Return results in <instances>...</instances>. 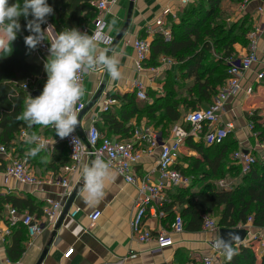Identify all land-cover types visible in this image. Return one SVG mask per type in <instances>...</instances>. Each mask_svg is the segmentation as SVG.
<instances>
[{"label": "trees", "instance_id": "1", "mask_svg": "<svg viewBox=\"0 0 264 264\" xmlns=\"http://www.w3.org/2000/svg\"><path fill=\"white\" fill-rule=\"evenodd\" d=\"M94 1L47 0L54 13L42 24V29L49 24L56 34L65 28L80 30L96 17ZM241 1L235 0L238 3ZM15 2L9 0V4ZM220 4L221 0H194L182 7L176 22L169 18V40H165L160 32L153 34L144 66H158L161 57L175 62V66L163 70L160 80L157 79L162 85V92L157 93L149 88L147 96L150 101L138 100L135 91L122 94L119 98L125 104L124 109L117 113L119 119L110 111L101 113L100 124L95 126L101 135L109 137L113 133L117 135L118 141L128 138L133 128L125 123L134 118L137 124L145 121L164 137L171 125L183 119L186 112L204 108L212 101L227 76V59L237 56L233 45L238 43L247 46V33L253 29V18L249 14L226 23L225 12ZM31 19V15L20 17L21 29L11 43V53H0V145L14 159L26 158L32 166L46 167L59 173L61 167L69 163L68 151L62 143L54 147L56 151L53 154L41 151L33 158L26 153L34 145H28L24 139L18 138L23 130L28 134H41L38 131L40 126L29 129L16 117L23 110L25 99L36 91L41 94L47 81L44 70L46 59L41 56L42 59L37 58L36 61L35 49H29L24 42V37L31 34L26 27L27 21ZM187 80H191V83L186 86L184 82ZM23 85H26V90L22 89ZM109 97L115 99L118 96L109 93ZM250 120L253 132L259 141L264 142V130H261L264 122H260L261 118L255 115L250 116ZM48 134L57 137L54 129L45 130L42 135ZM193 138L187 136L183 142L187 150L195 152L191 167L176 165L183 175L191 178V182L187 187H176L168 193L170 201L163 208L168 219L166 223L170 224L174 219L176 207L183 220L184 230L191 233L202 230L203 217L206 215L217 217L218 228H237L249 218L253 229L264 228V161L255 162L247 173L239 174V183L228 188L220 187L217 182L225 173L227 151L236 141L233 139L227 143V136L220 144L205 145L202 139L194 141ZM5 166L6 162L0 159V170L4 171ZM237 170L240 172L238 166ZM7 204L19 213H42L43 202L37 204L29 195L22 198L12 193L0 194V213ZM27 238L25 228L18 224L11 245L6 247V254L11 261L20 257ZM233 248L237 255L231 261L223 256L221 264H254L256 255L253 244ZM186 262L202 264L201 259L187 256H182L179 264ZM259 263L264 264V250Z\"/></svg>", "mask_w": 264, "mask_h": 264}, {"label": "crops", "instance_id": "2", "mask_svg": "<svg viewBox=\"0 0 264 264\" xmlns=\"http://www.w3.org/2000/svg\"><path fill=\"white\" fill-rule=\"evenodd\" d=\"M128 2L129 0H116L115 3L109 7L107 12L96 13V16L102 18L105 24L104 32L106 35L115 38L124 23ZM220 6L231 15V18L226 17V19L230 18L234 20L241 17L243 14L252 16L254 29L250 32H254L256 54L259 63L252 66L249 71L242 75L239 82V90L234 95L229 96L224 102L219 123L227 121L232 122L233 129L231 133L236 134L238 143H240L242 147L244 145L248 146V148L239 149H245L253 155L256 154L257 156L254 155L255 158L257 157L260 159L259 161H264V142L259 144L262 146L261 148H249L251 145L249 138L251 135H255L251 133L253 130L250 116H258L261 118L260 122H264V111L259 113V110L264 109V80L256 79V73L264 67V3L260 0H250L248 4L241 9L238 2H235V0H223ZM258 8H261V11H258ZM181 9L180 0H134L131 20L126 33L117 43L109 47L114 49L116 53H122L119 56V68L122 77L118 80H112L106 71L98 70L94 73L87 74L83 82L85 92L82 99L85 104L93 98L100 85H103V90L95 104L78 117L80 125H77L75 131L82 139H84L86 130L91 125L97 126L96 124H100L102 118L101 113H104L100 111V107L105 99L111 98L109 97V93L115 94L118 97L115 98L116 102L110 106L108 112L110 111L112 114H115V117L119 119L117 113L124 109L125 104L119 97L122 94L134 91V84L136 82H142L146 86V90L153 88L152 90L155 89L157 93L162 92H158L157 88H154L155 85H161L158 80L150 81L148 71H139L137 69L135 64L136 53L133 49L132 42L135 38H141L150 43L153 33H149L147 29L153 26L156 18L165 10L175 13L177 16ZM92 21L93 20H90L85 26L90 27ZM250 32L247 33V36ZM55 35V30L51 29L48 33V40L51 41ZM233 46L235 52L238 54L237 56H242L247 51V47L246 49H242L241 45L238 43ZM100 48H102V46H100ZM111 54L112 52L109 53V55ZM41 56L47 60L49 52L42 53L40 57ZM34 57L37 61L38 57ZM162 66L163 70H165L166 68L175 66V64H164ZM190 83L191 80L184 82L186 86L188 84L190 85ZM147 100L150 101V98ZM179 124H181V126H184V124L187 125L182 119L178 122H174L168 134L164 137L161 136L162 140L166 141L172 139L173 128ZM125 125L133 129L140 126H149L153 128L145 121H141L137 124L134 118L126 121ZM48 129L53 130L51 127L43 128L40 126L38 131L42 135L45 130ZM44 137L51 139L53 141V146L43 151L48 154H53L55 150L54 147L58 143H55V139L49 134ZM109 138L118 141L117 135L113 133L109 135ZM193 140L198 141L199 139L194 137ZM122 142L132 143V135L122 140ZM183 142L184 139L182 140L180 149L185 148ZM141 145L144 146L145 143L140 142L139 144L135 142V146ZM185 151L195 155L194 150H187L185 148ZM157 153L158 149H155L151 154L147 156L144 155L140 161L132 167L134 182H126L122 176L113 170L116 179L106 183V196L98 204H86L80 188L68 209V211H77L74 223L82 228L78 236L74 235L69 228H66L62 224L65 217L64 215L61 223L57 226L54 225L51 227L45 225L43 232L38 237L31 240V242L29 238H27L23 243V252L15 261H11L8 258L6 247L11 245L18 224L11 225L8 223L2 213L5 210L3 207L0 213V264H36L43 251H45V254L39 264H118L120 260L122 264H179L181 263L182 256L198 260L208 255L210 253V241L217 239V232L214 231L201 230L191 233L183 230L180 234L173 235L172 246L161 249L160 251L155 250L154 240L139 243L131 233L129 222L134 214L135 202L139 197V186L143 181L153 184L157 180ZM9 155L10 153L5 156H0V159L7 164ZM84 162L90 163L91 161L89 158H85ZM181 163L179 151L178 164L181 165ZM28 167L33 174L40 177L42 181L40 185L30 187L20 185L12 179L4 181V173L0 170V194L12 193L22 198L29 195L37 204L43 202V200L47 198H61L62 189L55 186L53 183H49V181L62 176V167L59 173L51 169H46V167H37L31 164H28ZM81 168L82 163L80 162L76 172L70 175L72 191L77 183H81ZM172 190L173 188H170L161 192L165 204L170 201L168 193ZM67 199L64 201V205ZM96 211H98L100 215L95 223L91 225L88 220V215ZM174 214H178V209L176 207H174ZM33 215L37 218L41 217V220H43L42 214L37 215L33 213ZM166 216L165 212L163 216L160 217L154 216L151 212L147 211L143 220V226L149 229L152 234H155L158 230L168 226V223H166L168 220ZM211 219L217 223V217ZM251 229L253 228L250 226L248 230L249 234L245 237L246 242L252 237ZM69 249H72L71 254L68 257H64V254ZM262 249H264V247L259 249L253 246L256 255V264H260ZM221 261L223 262V255Z\"/></svg>", "mask_w": 264, "mask_h": 264}, {"label": "built area", "instance_id": "3", "mask_svg": "<svg viewBox=\"0 0 264 264\" xmlns=\"http://www.w3.org/2000/svg\"><path fill=\"white\" fill-rule=\"evenodd\" d=\"M115 1L116 0H95L94 6L97 13L107 12L109 7L114 4ZM191 1L194 0H180L181 7L186 6ZM249 1L250 0H242L239 3L240 8H244ZM260 1L264 3V0ZM258 11H261V8H258ZM169 18L175 22L178 20L175 13L165 10L158 18H156L153 26L148 27V32L153 34L155 32H160L165 40H169L171 38V30L169 27L171 22L168 21ZM47 25L44 29L49 27V24ZM104 26L105 24L102 18L96 16L90 27L84 26L79 31L89 35L96 31H100L105 34ZM105 36L107 39L105 42L101 43L100 46H102V48H109L112 45L114 38L106 34ZM247 38L249 40V44L247 46L246 53L242 56H234L227 59V76L220 90L212 98V101L206 107L188 111L184 115L182 121L187 124V129H183L181 124L175 126L172 131L173 138L164 141L162 140L160 132L149 126L135 127L132 132V143L115 141L109 137L103 136L98 132L94 125H91L86 130L84 139H82L76 131L64 139L57 136L54 138V142L62 143L66 147L68 151L69 163L62 167V176L49 181V183H53L55 186L62 189L61 198H47L43 200V206L41 208L43 220H41V217L37 218L33 214L19 213L15 208L8 204L4 206L5 210L2 212L4 218L11 225L20 224L23 226L30 242L43 232L45 225L51 227L56 225L63 208L64 201L69 197L72 191L70 175H73L76 172L80 164V161L72 158L75 148V145L72 142L73 137L79 138L81 144L86 149L87 155L85 158H89L91 161L92 159H95L96 155H102L106 160L111 161L112 169L122 176L126 182H134L132 167L139 162L144 155L147 156L155 149H158L156 162L157 180L153 184L145 181L141 182L139 186V197L135 202L134 214L129 223L131 233L139 243L154 240L155 250L159 251L172 246L173 235L180 234L184 230L183 220L179 214L175 215L172 222L168 224L166 228L158 230L155 234H152L149 229L143 226V220L147 211L151 212L154 216H163L165 200L161 196V192L170 188L187 187L190 185L191 178L183 175L182 172L176 168V165H178L180 146L183 139L187 136H193L195 138L202 139L205 145H213L222 143L229 133H231L233 129L232 122L227 121L219 123L224 102L229 96L234 95L239 90V82L242 75L249 71L252 66L259 63V59L256 54L254 32H250ZM132 46L136 53L135 64L137 69L139 71H148L150 81L159 79L163 71L162 65L172 63L175 64V62L171 59L161 57L158 66L146 67L144 66V63L149 56V43L141 38H135L132 42ZM49 48L50 43L47 40L42 41L41 44H39L34 50L35 56L42 59L40 55L42 53L49 52ZM86 75L82 76V83L84 82ZM256 79L264 80V67L256 73ZM154 88H157L158 92L162 91V86L160 84L155 85ZM22 89L26 90V85H23ZM146 89V86L142 82H136L134 84L135 95L139 100L148 99ZM115 102L114 98L105 99L100 107V111L107 112L110 106L115 104ZM85 105L86 104L81 98L77 104L78 115L84 109ZM25 134H28L27 131H21L18 138L24 139ZM39 135L46 140L47 148L53 146V141L51 139H48L41 134ZM135 142H138L139 144L140 142H144L145 145L135 146ZM0 149H2L0 150V156L9 154L3 145H0ZM232 158L234 164L238 166L240 174L247 173L251 166L256 162L255 156L245 149L236 150L232 154ZM7 160L8 162L3 171L4 181L12 179L20 185L30 187H36L42 183L40 178L31 172L26 158L14 159L9 155ZM218 183L220 187L228 188L225 186L224 182L218 181ZM76 213V210L67 211L62 224L66 228H69L74 235L78 236V234L82 231V228L74 223ZM99 215L98 211L88 215V220L91 225L95 223ZM250 226L251 221L249 218L244 225H240L237 228H244L248 231ZM202 230L217 232L218 227L215 221L206 215L203 217ZM215 240L216 239L210 241V253L202 257V264L222 263V255L213 247ZM248 244L249 242H246L244 239L241 245L246 246ZM71 252L72 249H69L64 254V257H68ZM118 264H122V261L120 260ZM184 264L191 263L186 262Z\"/></svg>", "mask_w": 264, "mask_h": 264}, {"label": "clouds", "instance_id": "4", "mask_svg": "<svg viewBox=\"0 0 264 264\" xmlns=\"http://www.w3.org/2000/svg\"><path fill=\"white\" fill-rule=\"evenodd\" d=\"M53 13L54 9L47 0H22V3L21 0H16L12 4H9V0H0V53H11V43L21 29V16L33 17L26 25L31 34L24 37L29 49H36L44 40L49 41L48 33L53 29L52 26L47 29H42L41 26ZM106 39L105 34L100 31L89 35L76 28H65L58 32L49 41V56L44 64L47 81L43 90L35 98L29 95L25 99L23 110L16 119L23 121L29 129L33 126L51 127L61 139L69 137L77 125H80L77 104L85 92L82 76L101 70L106 71L112 80L122 77L119 68V56L122 53L99 47ZM24 142L34 145L26 153L28 157L34 158L47 148L46 140L36 132L25 134ZM72 142L75 145L72 158L82 163L83 199L88 205L98 204L106 196V183L116 179L111 161L102 155H96L90 163L84 162L86 149L79 138L73 137ZM239 239L236 232H229L225 237L216 239L213 247L231 261L237 255L232 245Z\"/></svg>", "mask_w": 264, "mask_h": 264}, {"label": "rangeland", "instance_id": "5", "mask_svg": "<svg viewBox=\"0 0 264 264\" xmlns=\"http://www.w3.org/2000/svg\"><path fill=\"white\" fill-rule=\"evenodd\" d=\"M223 0H221L222 3ZM234 1V0H233ZM239 4V3H238ZM225 12V16L224 18L226 19V17H230L231 15L228 14V12ZM177 18L179 19V16L177 15ZM231 18V17H230ZM228 18L226 19V23H231L232 20ZM230 21V22H227ZM253 29H254V24H253ZM249 43V40H248ZM248 45V44H247ZM242 49H246L247 46L243 47L241 46ZM234 48V46H233ZM236 55H238L236 53ZM181 84V83H180ZM261 111H264V109L259 110V113ZM183 129H187L188 127H186V125L184 124V126H182ZM261 128V127H259ZM261 130H264V128H262ZM252 134H255L253 131L251 132ZM235 140L236 143L234 144L233 147H230L231 149H229L227 152V158L225 159V166H224V171L225 173L223 174L222 177H220L219 181L224 182L225 186L227 187H231L237 183L240 182V177L238 176L240 174V172H238V170L236 171V164H234L233 158H232V154L239 148H248V146L244 145L242 147V145L240 143H238V137L236 136L235 133H229L228 138H227V143H230L232 140ZM251 145L249 146V148H261L259 146V144H261V141H259V139L257 138V135L255 134L254 136L251 135L249 138ZM191 153H189L188 151H185V148H181L180 149V159H181V166H188L189 168L191 167L190 164H192L193 162V156H195L193 153L190 155ZM255 156H257L256 154H254ZM196 157V156H195ZM260 159H258L256 157V162H258ZM189 174V173H188ZM190 176H192V174H189ZM195 175V174H194ZM193 175V176H194ZM241 175V174H240ZM217 186H219V183H217ZM214 216H210V218H213ZM251 238L247 241L249 242V244H253V246L257 247V248H261L264 247V228L262 229H251ZM264 250V249H262ZM256 260V259H255ZM254 264H256V262H254Z\"/></svg>", "mask_w": 264, "mask_h": 264}, {"label": "water", "instance_id": "6", "mask_svg": "<svg viewBox=\"0 0 264 264\" xmlns=\"http://www.w3.org/2000/svg\"><path fill=\"white\" fill-rule=\"evenodd\" d=\"M133 3H134V0H129L127 11H126V16H125V19H124V23H123L122 27L120 28V30L118 31V33L116 34L112 44L117 43L123 37V35L126 33L128 27H129V24H130V20H131V15H132V10H133ZM102 90H103V85H100L98 90L96 91L95 95L93 96V98L85 105L84 109L80 112L78 117H80L85 111H87L90 107H92L95 104V102L100 97V95L102 93ZM38 95H40V93L37 92V91L33 92V94H31V96L33 98H35ZM81 186H82L81 183H77L76 186L74 187L73 191L71 192L70 196L68 197V199H67V201H66V203H65V205L63 207L62 213H61V215H60V217H59V219H58V221L56 223V226L61 223L64 215L67 213L71 203L74 200L75 195L77 194V192L79 191ZM229 232H236L239 235V237H240L239 241L234 242L232 246H240L242 244V242L244 241L245 237L248 234V231L246 229H244V228L219 227L218 230H217V239L220 238V237H222V238L225 237L226 234L229 233ZM44 254H45V251H43L42 255L40 256V258L38 259L36 264H39L41 262V260L43 259Z\"/></svg>", "mask_w": 264, "mask_h": 264}]
</instances>
